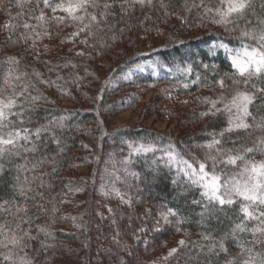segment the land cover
Here are the masks:
<instances>
[{"label": "trees", "instance_id": "16d2710c", "mask_svg": "<svg viewBox=\"0 0 264 264\" xmlns=\"http://www.w3.org/2000/svg\"><path fill=\"white\" fill-rule=\"evenodd\" d=\"M9 1L19 3L25 0ZM30 1L37 2V0ZM56 2L59 0H50L53 6ZM104 2L105 0H100V3ZM120 2L121 0H115V6L111 10L114 18L110 16L108 19V25L112 26L111 30L108 26H104L103 30L93 27L94 34L101 31L112 41L128 38L127 42L136 43L138 35H130L131 28H144L149 31H159L162 28L166 35V42L163 45H152L142 50H135L127 56L112 70V74H117L115 75L117 79L114 80L116 87L120 86L119 82L169 84L177 87L182 93L197 94L216 85L224 75L243 84L242 81L246 77L237 73L232 65V58L237 54L243 58L246 48L250 51L258 46L257 40H253L251 36L242 35V32L260 30L261 26L257 24V17L264 19V9L259 7L264 0H254L256 15L249 13L246 19L225 25L224 32L206 30L205 27L212 23V14L208 17L203 16L202 8H192L191 12L185 11V0H163V3L167 5L166 9L160 7V0H154V6L141 9L137 5L127 14L121 13L118 6ZM195 2L199 4L200 0ZM40 3L43 4L42 0ZM188 3L190 6L192 0H188ZM204 4L209 8H215L217 0H204ZM33 11V13L22 15L19 20H16L17 22L12 21L16 26L14 30H11L13 38L19 41L17 44H20V48L12 57H16L19 63L10 65L7 59L0 70L3 82L10 70H14V75L17 76L26 73L21 76L19 82L13 80L12 83L33 85L34 87H29L28 91L40 98L34 103L29 101L30 107L34 110L26 113L24 126L32 130L42 126H47L48 129L47 132H42L38 140L33 137L35 151L21 150L20 155L5 157L4 163L7 170L0 174V198L7 200L14 198L17 204L29 209L28 215L32 218L30 224L26 223L22 227L30 231L33 238L25 240L27 246L23 252H19V249L15 251L21 256L26 253L32 264H65L64 256L81 264H93L95 261L104 260L105 256L111 257L109 264H129L137 252L138 257L143 250L146 255V251H151L156 244H162L157 241V236L162 234L165 236V228H153L151 224L156 216H152L147 225V229L149 227L147 231L151 236L143 237L139 232L141 228L138 227V223L136 226L132 220L135 217L140 220L144 216L143 220H146L147 215L142 213L139 215L137 211L134 214L133 210L127 215L126 209L131 205L121 203L122 200H113V197L110 198L113 201L111 211L104 210L105 213L97 215L96 222H90L86 226L84 221L75 222L65 211L66 206L69 205V199L87 191L86 185L72 180L70 173L76 172L75 170L79 167H85L92 160H97L96 156L91 159L92 157L86 155V152L93 149H89L85 138L97 131L98 125L102 124L100 111H98L101 108L99 103L101 101V104H105L104 98L109 88L104 85L97 92L99 101L97 108L87 109L81 106L74 108L61 105V98L64 99L65 96L73 94V89L83 80L84 74L88 75L85 71L89 67L84 68L83 58L76 52L53 55L48 59L40 60L35 54L36 45L32 44L31 48L22 47L21 40L26 41L25 44L28 45L33 43V35H22L27 32L22 26V21L29 18L35 25L42 22L35 19L39 14L35 9ZM90 11L94 10L90 9ZM171 19H174V22L169 24ZM188 27L203 30L202 33L187 38L183 31ZM110 39L106 42L111 41ZM41 80L53 83L45 84L41 83ZM245 86L250 92L255 89H264V75L249 78ZM2 88L7 91V94H11L10 88L6 87L5 83ZM234 94L233 91L229 92L226 89L218 94L199 98L203 108L198 115L195 113L190 115V124H197L196 122L202 118H212L206 126L189 134L188 139H179L147 127L108 132L101 126V137L106 136L105 140L116 143L113 149L105 148L103 151L102 147L101 158H104L109 165H115V162L119 164L123 180L127 178L130 180L128 193L137 197L135 202L141 206L143 198L140 197L145 193L147 200L151 201L149 207L153 209V212H156L155 209H161L167 213L169 210L175 213V215H169V224L174 225L173 234L184 232L188 235L185 239L187 246L179 248L177 254L171 258L170 264H226L227 260L237 257L244 250L241 245L245 248L253 247L250 243L254 239L251 229L256 226V221L245 220V214L241 211L242 206L248 205L249 202L244 201L242 197L233 196L235 203L231 205L221 206L215 201L210 203L203 195L205 191L203 186L193 183L191 174H185L187 169L178 170L175 162L171 166L166 163L170 151L178 153L179 157L191 164L197 172L199 164L204 163L205 170L219 176L220 183L227 186L233 179L240 180V173L243 170L242 161L238 160L235 165L224 162L229 153L244 155L246 161L259 162L261 158H264V150H260L258 140V138L264 139V129L254 127L256 122L264 121V99L257 94V99L249 105L252 115L244 119L246 123L253 126L246 130L234 127L233 114L224 111L225 103L230 101ZM221 95L225 97V101L216 104V108L220 109L217 112L207 101H218ZM213 112L215 114H212ZM202 113L209 114L201 115ZM12 119L17 118L13 116ZM230 119L233 126H231L232 130L228 131ZM221 133L223 135H220ZM53 136L59 140V144L55 142ZM213 136L220 141V144L207 148L206 145L212 141ZM254 141L256 150L253 153H244L243 149L253 147ZM140 145L150 147L152 150L137 151ZM25 147L31 149L33 145L29 143ZM42 159L44 163L38 164L37 162ZM33 164H37L35 171H29L23 175H27L29 180L33 176H38L43 184L41 186V180L31 183L34 191L29 192L28 199L25 200L14 192L11 186L15 183L17 166L27 165L31 168ZM80 177L82 176H77V178ZM223 191L222 187L221 192ZM38 204L44 207L38 210L36 208ZM260 210H264V207ZM249 211H253V206L249 207ZM78 214L76 219L81 218ZM115 214L121 217L116 219ZM18 220L19 216L14 217L0 212V223H6L14 231ZM69 223L79 228V231L76 233L75 229L69 231ZM241 223L245 230L233 231L236 225ZM42 227L46 228L50 235L41 232ZM85 231L86 234L93 232L96 238L85 235ZM19 234L21 233L18 232ZM204 235L210 236V239H204ZM221 243L227 252L220 250ZM212 245H215V248L210 252L209 247ZM254 250L264 251V246L257 245ZM0 251L5 250L0 249ZM96 252L98 255H95Z\"/></svg>", "mask_w": 264, "mask_h": 264}, {"label": "rangeland", "instance_id": "374dc122", "mask_svg": "<svg viewBox=\"0 0 264 264\" xmlns=\"http://www.w3.org/2000/svg\"><path fill=\"white\" fill-rule=\"evenodd\" d=\"M17 4L18 3H12L9 0H0V70L3 68L5 60L14 56L18 51L17 49L20 48V44H17L19 41L13 38V32H11V29L5 27V25H13L12 21L17 22L16 20H19L22 15H27L30 12L33 13V9H35L38 14L43 10L45 13V20L37 25L30 22L29 18L22 21L23 24L28 23L32 25V27L28 29L23 27L27 32L22 35H33V43L29 45L25 44L26 41L24 42L21 40L22 47L28 46L31 48L32 44L36 45L35 54L40 60L45 58L48 59L53 55L73 54L75 52L84 53L81 55L84 68L86 69L89 67L88 70L85 71L88 75L84 74L83 80L73 89V94L65 96L64 99L61 98V105L74 108L79 106L87 109L97 108L99 102L97 99V92L104 85H107L109 88L107 91L108 94L104 98L106 105L101 104V101L99 103V107L101 108H99L98 111H100L99 115L102 124L98 125L97 131L92 132L89 134L88 138H85L89 149H93L88 153L86 152V155L92 157L91 159H94V156H96L97 160H92V162L85 167H79L75 170L76 172L70 173V175L72 174V180L86 185L87 191L69 199V205L66 206L65 211L72 216L71 218L75 222L84 221V226L88 225L90 222L94 223L96 222L95 219L97 215L105 213L104 210H110L111 207H113L111 205L113 202L110 200L111 197H113V200H121L115 191L119 190V193L123 195L125 199L130 200L129 205L131 206L126 209L127 215L130 214L132 210L134 214L137 211L139 215L141 213L147 215L146 220H143L145 216H140L142 217L140 220H138L137 217L132 220L136 226L138 223V227L145 229V232L139 231L142 233L143 237L151 236L149 231H147L149 229V227L147 229V225L152 216H156L151 224L153 228H165V236H163V234L157 236V241L162 242V244H156L151 251H146V255H144L145 251L143 250V253L138 257L137 252L133 255L134 257H132L129 264H170L172 257H169L167 260H163L162 257L167 256L171 249L177 248L179 241L185 240L188 235L184 232L175 233L176 235L173 234L174 225L173 223L169 224V215L167 216V220H164L162 217V214H166L167 212L161 209H155L156 212H153V209L149 207L151 201L147 200L145 193L140 197L141 199L143 198V204L141 206L135 202L137 197L135 198L133 194L131 195L128 193V189H130L129 186L131 185L130 180L129 178L123 180L120 175L119 164L115 162V165H109L107 161H104V158H101L102 147L104 151L105 148L113 149L116 144L115 142L105 140L106 136L101 137V126L105 127L108 132L147 127L156 129L167 135L178 137L179 139H188V136H190L189 134L206 126L212 118L211 116V118H202L196 122L197 124H190V115L192 113L198 115L201 108H203L199 98L218 94L226 89L234 93L237 90L249 91L247 86L239 82L237 85H234L233 81L236 80L224 75L221 79L224 80L226 87L221 88L218 83H216V85L206 88L197 94L182 93L177 87L169 84H146L143 82L131 84L119 82L120 86L116 87L114 80L117 79V74H112V70L135 50H142L152 45H163L166 42V35L162 28L159 31H149L144 28H131L130 35H138L136 37V43L127 42L128 38L112 41L109 37L106 38L108 35H105V33L101 31H98L97 34L94 35H85L82 33L78 37H73V33L79 31L82 26L68 20L65 13L61 11L52 13L51 9L46 8L44 4H38L30 0L19 2L21 5L19 7ZM5 9L10 10L11 16L7 14ZM18 13L20 15H18ZM52 16H65V22L57 23L55 20L51 19ZM173 22L174 19H171L169 24ZM224 26L225 25L222 24L211 23L207 25L205 29L224 32ZM166 27L169 28L168 26ZM202 30L188 27L183 31V34L185 37L189 38L202 33ZM91 31L93 32V28ZM45 32L48 34L45 35ZM107 39L111 41L106 42ZM84 40H87L88 43H82ZM3 83V79H1L0 76V89H3ZM4 94H7V91L4 90ZM234 112L235 110H233L231 114H233L232 117L235 118H233V122L236 123L237 119ZM259 161H264V158H261ZM78 175L82 176L80 177L81 179L77 178ZM143 192H145L144 189ZM147 201H149V203ZM104 205L106 207H102ZM77 214L81 216L80 219H76ZM115 217L118 219L121 215L115 214ZM62 223L65 222L62 221ZM68 228L69 231L75 229V233L79 231V228L77 229L72 223H69ZM84 234L90 238H96L93 232H88L86 234L85 231ZM167 237L169 238L165 239ZM69 245L72 246V244ZM149 246L150 243L148 247ZM95 255H98V253L96 252ZM63 259L66 262L65 264H81V262L77 263L69 260L70 258L68 256H64ZM110 261L111 257L105 256L104 260L95 261L93 264H109Z\"/></svg>", "mask_w": 264, "mask_h": 264}, {"label": "snow or ice", "instance_id": "6c2138e0", "mask_svg": "<svg viewBox=\"0 0 264 264\" xmlns=\"http://www.w3.org/2000/svg\"><path fill=\"white\" fill-rule=\"evenodd\" d=\"M40 2L41 0H37L38 4ZM42 3L46 8H50L52 13L61 11L66 14L68 20L82 26L79 31L73 33V37H78L82 33L85 35H94L91 31L93 27L97 30H103L104 26H108L109 30L112 28L111 25H108V19L110 16L114 18V13H112L111 10L115 6V0H112V2L105 0L104 3H100V0H59L54 6L50 3V0H42ZM137 5L141 9L152 7L154 6V0H121L118 6L121 13L127 14L134 10ZM17 6L19 7L21 5L18 3ZM160 7L167 8V5L163 3V0H160ZM184 7L187 12H191L192 8H202L203 16L208 17L209 14H212L211 22L222 25H227L240 19H246L249 13L256 15L254 10V0H217V6L215 8L205 6L204 0H200L199 4H197L195 0H192L190 6L188 0H185ZM259 7L264 9V3H261ZM90 9L94 11H90ZM5 11L11 16L10 10L5 9ZM18 15L20 14L18 13ZM35 19L40 21L45 20V13L43 10L40 11L39 16L35 17ZM51 19L55 20L57 23L65 22V16H52ZM257 24L261 26L258 32L243 31L242 35L246 37L251 36L253 40H257L258 46L252 48L250 51L246 48L243 52V58H240L239 54L232 58V65L237 70V73L242 77H246V79L242 81L245 85H247L249 78L264 75V19L257 17ZM22 26L25 29L32 27V25L28 23H24ZM5 27L14 30L16 26L7 24ZM47 34L48 33L45 32V35ZM82 43L87 44L88 41L84 40ZM220 46L226 47L224 45ZM83 54L84 53H78L77 55ZM8 63L10 65H15L18 64L19 61L16 57H9ZM66 66L67 65H65V67ZM72 66L75 67V65ZM24 75H26V73H23L20 76L14 75V70H10L5 77L4 83L6 87L10 88L11 94H4V89H0V174L7 170L4 163L5 157L20 155L21 150L25 152L35 151L36 146L33 137L38 140L42 132H47L48 130L47 126H42L35 130L24 126L26 113L34 110L30 107L29 101L34 103L40 98L33 96L28 91L29 87H34L33 85L12 83L13 80L19 82L21 76ZM41 83L51 84L53 82L41 80ZM217 83L221 88L226 87L223 79L219 80ZM237 83V81H233L234 85H237ZM257 94H259L261 99H264V89H255V91L251 92L237 90L235 94L232 95L230 101L225 103L224 111L233 113V110H235L234 115L236 116L237 122L234 127L247 130L253 126L246 123L244 118L252 115L249 111V105H252L257 99ZM224 101L225 97L221 95L218 98V101L208 100L207 102L218 112L220 109L216 108V104ZM208 114L209 113H202L201 115ZM212 114H215V112ZM13 116L17 119L13 120ZM253 119L255 118L253 117ZM229 124L230 128L227 130L231 131V126H233L231 119ZM17 125H19V127H17ZM254 127L264 129V121L256 122ZM220 135H223V133ZM53 139L59 144L57 138L53 136ZM258 140L260 150H264V139L258 138ZM29 143L33 145L31 149L25 147V145ZM219 144L220 141L213 136L212 141L206 145V147L213 148L215 145ZM150 150H152L150 147L146 148L144 145H140L137 149V151ZM255 150L256 142L254 141L253 147L244 148L243 152L253 153ZM217 151L220 150L217 149ZM238 160L243 162V170L240 173L241 179H233V181L227 186L220 183L219 176L207 172L204 163L199 164V171L197 172L191 164L182 157H179L178 153H172L170 151L166 163L171 166L172 163L175 162L178 170L187 169L188 171H186L185 174H191L193 177L192 182L203 186L205 189L203 195L208 198L210 203L215 201L221 206L225 204L231 205L235 203L233 196L242 197L244 201L249 202L248 205L242 206L241 211L245 214V220L251 219L256 221V226L251 229L254 239L250 243L253 247L245 248L244 245H241L244 250L237 257L227 260L226 264H237V262L238 264H264V251L254 250L257 245L264 246V210H260L264 207V161H246L244 155L239 153L231 155L229 153L227 160L224 162L235 165ZM37 163L42 164L44 163V160L42 159ZM180 166H183V168H180ZM36 167L37 164H33L31 168H28L27 165L17 166V175L14 177L15 183L11 187L14 192L18 193L21 197H24L25 200L28 199L27 194L34 191L31 187V183L41 180V178L33 176L31 180H29L28 176L23 174L29 171H35ZM42 184L43 181L41 180V186ZM222 187L224 188L223 192H221ZM115 191L122 202L126 204L130 203V200L125 199V197L119 193V190ZM34 198L35 197H33V199ZM194 203H199V201H194ZM250 206H253V211H249ZM43 207L42 204L36 205L38 210ZM205 209L207 210V205L205 206ZM28 211L29 209L26 206L17 204L14 198L11 200L0 198V212L8 213L14 217L19 216L15 231L8 227L6 223H0V249L5 250L0 251V264H32V261L27 258L26 253L23 256L19 255V252H23L24 248L27 246L25 240L33 238L30 235V231L25 230L22 227V225L26 223H31L32 218L28 215ZM53 211H55V208H53ZM109 211H111V209ZM168 215H175V213L169 210L168 213L162 214L163 219L167 220ZM201 215H204V213H201ZM235 230L244 231L243 223L237 224L233 231ZM40 231L50 235V233H47L46 228L42 227L40 228ZM140 231H145V229L141 228ZM18 232L21 234L18 235ZM204 239H210V236L204 235ZM186 246L187 242L185 240H180L178 247L171 249L168 252V255L162 257V259L167 260L169 257H173L177 254L179 248ZM219 247L221 251L227 252V249L222 243ZM214 248L215 245L210 246L209 251H213ZM16 249H19V252L15 251ZM202 250L203 249H201V251Z\"/></svg>", "mask_w": 264, "mask_h": 264}]
</instances>
